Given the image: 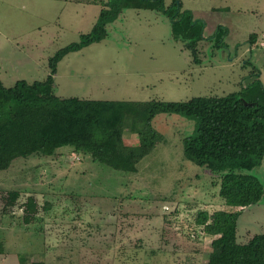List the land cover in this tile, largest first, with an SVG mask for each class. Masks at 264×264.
I'll return each mask as SVG.
<instances>
[{
	"label": "rangeland",
	"instance_id": "obj_1",
	"mask_svg": "<svg viewBox=\"0 0 264 264\" xmlns=\"http://www.w3.org/2000/svg\"><path fill=\"white\" fill-rule=\"evenodd\" d=\"M121 1L0 0L4 86L45 81L49 60L90 33L111 2L122 11L106 26V38L58 63V97L186 102L239 93L256 80L264 88V0H164L155 10ZM184 13L206 38L222 26L224 43L216 36L199 43L195 61L189 40L172 30L170 15L180 20ZM153 127L161 141L137 173L111 169L71 147L52 157L17 158L0 171V264H207L215 237L195 220L224 201L218 177L184 155L183 139L196 134V120L160 114ZM138 139L125 124V145ZM252 173L264 183V160ZM29 199L36 212L27 210ZM237 233L241 242L264 233V197L243 211Z\"/></svg>",
	"mask_w": 264,
	"mask_h": 264
},
{
	"label": "trees",
	"instance_id": "obj_2",
	"mask_svg": "<svg viewBox=\"0 0 264 264\" xmlns=\"http://www.w3.org/2000/svg\"><path fill=\"white\" fill-rule=\"evenodd\" d=\"M126 1L120 4L155 10V4L164 0ZM110 3H106L107 9L100 12L90 33L49 60L50 73L45 81L21 80L5 87L0 80V171L9 169L17 158L52 157L59 149L71 147L111 169L137 173L139 162L161 141L153 127L156 116L177 114L194 119L196 134L183 139L184 155L218 177L219 196L224 201L223 208L213 213L200 211L195 220L207 235L215 237L207 264H264V233L244 242L238 241L237 233L243 211L264 197V183L252 173L264 160V88L259 80L239 93L195 97L186 102L62 99L55 94L58 63L69 53L106 38V26L122 11L119 3ZM173 16L175 38L189 40V47L195 49L202 40V30L193 26L192 14L184 13L180 20ZM221 27L215 35L218 42L223 36ZM255 37L250 36L252 44ZM127 123L139 138L136 146L123 141ZM18 196L13 192L12 200ZM26 208L36 212V203L29 199ZM29 220L27 216L26 223Z\"/></svg>",
	"mask_w": 264,
	"mask_h": 264
},
{
	"label": "flooded vegetation",
	"instance_id": "obj_3",
	"mask_svg": "<svg viewBox=\"0 0 264 264\" xmlns=\"http://www.w3.org/2000/svg\"><path fill=\"white\" fill-rule=\"evenodd\" d=\"M215 35H216V33H215ZM215 35H213L212 37H209V38H206L205 36H202V40H200L198 43H197V45L199 44V43H202V42H204V41H206V40H209V39H212L213 37H215ZM188 43L190 44V41H188ZM219 44L218 45H220V43H224V39L223 38H221V40H220V42H218ZM252 44V43H251ZM197 45H196V48L194 49V48H192V47H190L193 51H194V55H195V61H197V59H196V53H197Z\"/></svg>",
	"mask_w": 264,
	"mask_h": 264
}]
</instances>
